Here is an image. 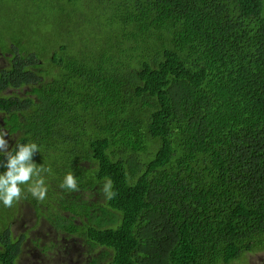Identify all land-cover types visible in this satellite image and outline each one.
Masks as SVG:
<instances>
[{"label":"trees","instance_id":"1","mask_svg":"<svg viewBox=\"0 0 264 264\" xmlns=\"http://www.w3.org/2000/svg\"><path fill=\"white\" fill-rule=\"evenodd\" d=\"M38 1L0 0V129L9 151L40 147L62 237L93 264L264 251V0ZM6 226L0 264H17Z\"/></svg>","mask_w":264,"mask_h":264},{"label":"rangeland","instance_id":"2","mask_svg":"<svg viewBox=\"0 0 264 264\" xmlns=\"http://www.w3.org/2000/svg\"><path fill=\"white\" fill-rule=\"evenodd\" d=\"M38 3H41V0ZM0 16L6 18L9 14L0 9ZM0 65L9 66V59L5 60L1 53ZM92 201L96 200L92 198L90 202ZM54 205L55 202L50 198L41 203L38 211L24 199L7 209L0 203V229L6 224L16 237L23 233L28 237L23 238V249L18 264H93L98 253H90L77 238L65 240L48 221ZM99 264H103L102 259ZM234 264H264V251L247 254Z\"/></svg>","mask_w":264,"mask_h":264},{"label":"clouds","instance_id":"3","mask_svg":"<svg viewBox=\"0 0 264 264\" xmlns=\"http://www.w3.org/2000/svg\"><path fill=\"white\" fill-rule=\"evenodd\" d=\"M8 131L0 129V155L5 158L0 162V167L6 171L0 173V203L6 208H11L25 199V192L34 199L43 202L48 193L45 174H51L52 169L34 162V155L40 152V147L34 143H17L15 149L9 151V142L5 139ZM61 189L68 192L80 191L79 182L73 172H68L61 184ZM110 178H107L100 188V193L105 200H111L116 193Z\"/></svg>","mask_w":264,"mask_h":264},{"label":"flooded vegetation","instance_id":"4","mask_svg":"<svg viewBox=\"0 0 264 264\" xmlns=\"http://www.w3.org/2000/svg\"><path fill=\"white\" fill-rule=\"evenodd\" d=\"M1 50V49H0ZM0 53H1V51H0ZM5 66H3V65H0V71L1 70H3V68H4ZM1 122V121H0ZM49 221V220H48ZM52 226H53V224H52ZM54 227V226H53ZM55 229V228H54ZM55 231H56V233L58 234V231H57V229H55ZM20 239H22L23 240V238H28L27 237V234H25V233H23L20 237H19ZM71 238V237H70ZM70 238H68V239H65V240H69ZM21 257V256H20ZM20 257H19V259H18V261L20 260ZM17 264H18V262H17Z\"/></svg>","mask_w":264,"mask_h":264}]
</instances>
